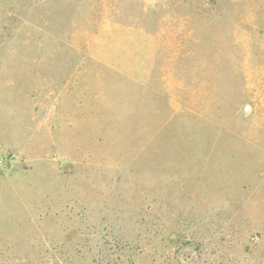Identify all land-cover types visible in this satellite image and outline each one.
Wrapping results in <instances>:
<instances>
[{"label": "rangeland", "instance_id": "1", "mask_svg": "<svg viewBox=\"0 0 264 264\" xmlns=\"http://www.w3.org/2000/svg\"><path fill=\"white\" fill-rule=\"evenodd\" d=\"M0 264H264V0H0Z\"/></svg>", "mask_w": 264, "mask_h": 264}]
</instances>
